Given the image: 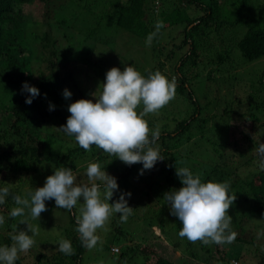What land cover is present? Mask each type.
<instances>
[{
  "label": "trees",
  "instance_id": "1",
  "mask_svg": "<svg viewBox=\"0 0 264 264\" xmlns=\"http://www.w3.org/2000/svg\"><path fill=\"white\" fill-rule=\"evenodd\" d=\"M160 1L163 5L162 9H159ZM38 2L44 3L46 9L42 20H37L32 13H25L26 6ZM158 21L163 22V29L183 27L181 44H174L177 49H187L173 71L174 77L179 82L175 84V92L185 101L188 99L194 104L195 109L194 113L180 120L175 119V127L164 124L154 147L161 145L163 150L159 151L165 159L158 161L148 170L149 175L155 170L158 177L164 175L168 170L164 169L163 162L169 161L170 170L163 176L165 185L154 189L157 192L160 190V196L163 197L166 192L181 188L183 186L181 181L175 183L173 176L176 175L175 166L178 167L179 158L185 159V157H179L177 153L172 154L171 147L178 149L182 141L184 143L191 140V144L199 148L196 152L197 156L203 159V163L197 160V164L203 169L202 180L227 181L230 185V193L236 195L228 213L232 216V229L236 233V239L231 244L235 245L237 251V245L240 246L238 254L234 258L230 257L226 247L231 244H204L199 240L192 242L186 237H180L178 233L182 224L177 217L170 214L169 207L163 208L161 211L163 216L159 218L157 216L155 220L158 221L162 234H165L176 247L181 248V253L185 256L184 262L187 261L188 264H201V262L242 264L245 254L261 257L259 264H264V244L257 241L256 236H251L255 225L259 224L256 228L258 231L259 227L263 226L261 223H264V170L259 167V156L253 155V157L251 154L254 140L249 131L241 132L244 138L241 141H229L231 139L227 138L229 135L225 137L220 135L223 138L216 139V133L219 131L222 134L224 127L237 128L238 125L226 121L224 124L215 123V120H219L217 117L202 116L203 106L192 87V81L197 77L198 72L190 70L192 67L197 69L202 64L203 67L209 64L207 59L203 58V54L205 55L203 50L206 49L209 52L214 50L213 64L221 65L218 69L227 66L233 47L247 62L264 59V1L262 0H0V86L4 88V91L0 92V108L6 109L8 113L5 119H0V175L20 177L23 185L28 177L32 180L45 173L49 176L56 168L73 162L76 164L78 160L92 156L93 154L79 146L74 136L69 137L65 134L62 135L67 142L64 151L56 152L48 149L47 141L52 135L51 130L49 131L50 125L56 124L58 129L59 125L66 124L67 117L71 115L68 105L82 98L90 99L87 86H82V80L78 75H85L92 82L95 78L97 81L100 79L102 83L108 71L106 64L119 63L113 59L117 56V51L113 53L115 44L112 37L103 38L106 34L118 35L121 32L131 37L145 39L149 33L155 31ZM54 31L60 32L61 36L53 37ZM76 33H81L82 38L73 41L72 37L74 38ZM211 35L217 38L214 45L208 39ZM62 40L67 41L68 52L75 46L74 50L77 52L75 58L79 57L80 48L89 42L94 44V49L101 53L102 58L86 63V69L92 70V74L76 72L73 68L70 70L64 67L68 52L62 48L64 45ZM74 42L77 45H74ZM18 55L21 60L17 58ZM34 60L39 61L40 65H35ZM28 66L31 68L28 69ZM149 73L152 71L142 75L147 76ZM169 80L172 78L169 77ZM24 82L40 89V95L34 98L30 105L25 103L26 97L30 94L21 91ZM258 82L251 86L245 99L237 97L236 101H232L224 110V116L226 115L228 120L233 116L235 120L251 122L250 130L253 129L254 134L258 133V127L264 125V71ZM55 88L58 90L56 91ZM65 88L73 93L70 99H65L62 95ZM9 89L16 90L17 95L14 99L9 96L8 101L4 95ZM54 94L55 100H53ZM245 102L249 104L247 112H239L238 108L242 109ZM50 103L55 105L52 111L49 110ZM212 121L213 125L207 126ZM157 122L148 120L149 126L153 127V124H156L153 130L156 129ZM196 131L201 134L200 137ZM56 134L53 133L54 136H58ZM259 145L260 143H257L256 148ZM238 146L242 147L240 148L242 151L236 158V151L232 150L237 149ZM253 161L255 163L252 166ZM142 167L141 163L129 166L123 162L116 168L119 169L115 176L119 187L139 199L126 197L132 208L140 205V199L144 204H148L156 193H150L152 186L148 190H143L133 183L135 175L140 173ZM187 167L191 169V164H187ZM198 167L193 166L194 170H191L196 173L200 170ZM242 167L248 168V174L239 173ZM110 172L112 173V170ZM11 193L17 194V192ZM133 201L138 203L132 205ZM65 211L69 215L70 224L74 225V230L71 232L67 230L70 234L66 237L72 242L73 254L65 255L60 252L51 257L42 253L36 257L37 264L41 262L42 264L51 262L82 264L87 248L82 245L77 232L78 214L75 207ZM148 219L146 223V220L143 221L145 225H154V222ZM143 226H139L142 231H144ZM147 228L148 231H152L150 226ZM152 235L156 236L155 233ZM136 237L140 238L139 235ZM10 240L7 239V242ZM121 240L125 241L124 238ZM111 250L115 251L112 247ZM139 250L147 254L144 262L151 255H157L152 249L140 248L139 245H126L119 254L120 259L124 262L133 261L140 264L136 262L140 261L137 258ZM231 259L240 262L232 263ZM17 263H20V258ZM155 264L176 263L160 257Z\"/></svg>",
  "mask_w": 264,
  "mask_h": 264
},
{
  "label": "rangeland",
  "instance_id": "2",
  "mask_svg": "<svg viewBox=\"0 0 264 264\" xmlns=\"http://www.w3.org/2000/svg\"><path fill=\"white\" fill-rule=\"evenodd\" d=\"M264 1V0H262ZM108 4V3H107ZM163 5L160 1L159 9H162ZM45 5L44 3H36L34 5L26 6L25 7V13L29 12L32 13L37 20H42L44 14H45ZM45 17V16H44ZM47 30V26L44 27ZM183 30L182 26H178L175 28H161L157 36L154 38L153 43L151 47L146 46V38L145 39H138L135 37H131L129 34L121 33L115 34L110 33L106 34L103 38L108 39L112 37V40L115 44L114 51H117V56H114L113 59L119 61V63H108L106 64V69L109 70L112 67L120 66L121 70L125 68V66L133 65L141 74L148 72V71H160L162 74H164L166 77H171L172 80L175 81V84L179 83L176 78L174 77V68L178 61L181 59L183 53L186 52V48L184 50L175 48V43L181 44L183 35L181 34ZM63 33V32H62ZM52 36L56 38V36L60 37V32L54 31L52 33ZM79 38H82L81 33H76L74 35V38L72 37L73 41H77ZM209 42L216 44L217 38L214 37V35H211L208 37ZM62 46L63 49L67 50L68 52V46L67 41L62 40ZM74 45H77L76 42H74ZM117 47V48H116ZM93 48V49H92ZM75 49V46H74ZM72 50L70 48V51L67 53V58L64 60V67L66 69H70L76 72H89L92 74V70H88L87 68V62L90 63L99 60V58H102L101 53H98L94 49V44L89 42L86 46L80 48L78 50L79 57L75 58L76 51ZM221 50V49H220ZM205 52V55L203 54V58L207 59V63H209L206 67H203V64L201 63L197 69L190 68V70H194L195 72H198L197 77L192 81V87L195 91L197 98L200 100L201 105L203 106V117H212L215 116L219 120H215V123L224 124L226 122H231L233 125H238L237 128L230 127V128H223L222 134L219 133V131L216 133V139L223 138L226 135H229L227 137L228 139L231 138L229 141H241L243 140L242 131H249V133L252 136V139L254 140V144L257 143H264V125H261V128H259L258 133L254 134L253 129L251 128V122L249 121H242V120H235L232 116V119L227 118V116H224V110L231 105L232 101H236L237 97L245 99L247 97L248 92L250 91V88L253 84L259 83L258 80H260L261 75L264 71V59L258 60L256 62H247L245 59L237 52L236 48H232L231 50V59L229 60L227 66H225L223 69H218L219 65L218 63L213 64L214 62V50L212 52H209L208 49L203 50ZM76 52V53H75ZM112 53V54H113ZM26 54H29L26 52ZM25 54V55H26ZM173 54V55H171ZM172 57V58H171ZM19 60H21V57L18 55L17 57ZM34 64L40 65V62L37 60H34ZM31 66H28V69H30ZM88 70V71H87ZM216 70H219L218 72ZM89 74V77H90ZM211 74V75H210ZM96 77V74H94ZM211 77V79H209ZM78 78L82 80V86H87L88 90V96L90 99L95 102V97L93 93H95L96 96H99V93L102 91L103 85L102 83L105 82V79L102 80V83L97 81L95 78V81H90L85 75H78ZM258 87L262 88L261 85H258ZM59 88V87H58ZM57 91L58 89L55 88ZM4 88L1 85L0 86V92H3ZM60 92V91H59ZM260 94L262 92H259ZM17 95V91L14 89H9L4 97L9 101V96L14 97ZM53 100L56 99V95H53ZM188 99L185 101L181 95L176 93L175 98L171 100L167 105H165L163 108H161L157 113H150L145 116V119L158 121L156 129L162 130L164 124H169L170 127L176 126V120L182 119V117H185L191 113H194L195 106L192 104ZM242 109H239V112L246 113L247 108L249 104L245 102L244 105H242ZM142 105L138 108V112L142 110ZM232 108V107H231ZM237 108V107H236ZM235 108V109H236ZM8 116V113L6 109L0 108V119H5ZM68 118V117H67ZM176 119V120H175ZM213 121L209 123L207 126H212ZM48 126V125H47ZM156 124H153V127L155 128ZM58 127V125H57ZM60 127V125H59ZM150 129H153V127L149 126ZM51 130L52 135L47 141L49 143L50 150H54L56 152L58 151H64L63 149L66 145V141L63 138V132L56 128V124H51L49 131ZM155 130V129H154ZM197 132V131H196ZM53 133H57L54 136ZM60 133V134H58ZM200 137V133L197 132ZM248 133V132H247ZM233 134V135H232ZM197 135V134H196ZM220 135H223V137H220ZM233 136V137H231ZM252 143V144H253ZM75 144V143H74ZM253 144V151L251 152L252 156L258 155L257 154V148ZM76 145V144H75ZM181 145L178 149L176 147H171L172 154L177 153L179 157H185L179 158L178 167H187V164H191V169L194 170L193 166H199L198 172L203 177L202 168L200 165L197 164V160H199L201 163H203V159L201 156H197L196 152H198L199 148L194 147L191 144V140L180 143ZM159 146V147H158ZM158 149L160 151L163 150L160 144H158ZM172 146H174V143H172ZM241 146L237 147V149H233L232 151H236L235 157L238 158L242 150ZM180 150V152L178 151ZM90 154H93L92 156L88 157L87 159H82L81 161H77L75 164L74 162L65 165V167H71L74 171H76L78 175V182L79 183H92V181H89L87 175H86V169L90 162H97L100 164V166L105 169L109 174L116 176L117 170L119 166L123 164V162L116 158L114 155H110L104 150L92 146L91 150L89 151ZM113 156V157H112ZM253 156V157H254ZM171 157V156H169ZM169 161H164L163 166H165L164 169L168 170L166 173L169 172L168 167ZM255 162L253 161L251 164L253 166ZM203 165V164H201ZM246 167V166H245ZM242 167L239 170V173L248 174V168ZM114 168V169H113ZM190 169V170H191ZM112 170V173L110 172ZM46 171V170H45ZM165 173V174H166ZM203 173V172H202ZM164 174V175H165ZM162 175L161 177L157 176V171H149L145 170V173L143 175H140V173L136 174L133 183H136L138 188H141L143 190H148L151 186L150 193L156 192L152 197V201H149V203L146 205L143 203V201L140 199V205L138 204L137 207H133V214L129 217L127 222L121 223L119 220V214H114L111 218L109 223L107 224L106 228L107 230H98L99 235L101 236V242L97 245L96 248L89 250L87 249L84 254V259L82 261V264H136L133 261L130 262H124L120 259V253L124 248H126V245H139L140 248L144 249H152L157 252V255H151L149 259L144 262L146 259V255L142 251H138L139 254L137 258L140 261H136L140 264H155L157 259L162 257L166 258L168 260L173 261L176 264H188V262H184L185 256L182 255V251L180 247H176L170 239L167 238L165 234H162L160 225L158 224V221L155 220V218H158L163 216L162 210L163 208H168L167 202L163 197H161V191L158 192L154 189L157 186L165 185V178ZM5 176V177H4ZM47 174H42L36 177L35 179H30L28 177L26 179V183L22 185L20 181V177H15L12 175H0V186H8L10 188V192H17V194L21 196H27V193L29 191H34L36 188L44 186L45 180H46ZM173 178L176 180L175 183H180V179L177 175L173 176ZM161 183V184H160ZM168 184V183H166ZM122 191H125L124 188ZM175 190H178L175 188ZM119 196V193H116V195L113 197L112 200L109 202L112 203L115 199H117ZM11 196H9L6 199V202L3 205H0V215H4L6 217V223L3 226H0V245H9L13 244L14 242L11 239V236L14 234H17L19 230L28 231L29 234L31 232L28 229V225H31L35 230L36 233L34 235L35 244L34 246L28 250L27 252H21L19 253L20 263L19 264H37L36 257L39 254H47L51 257L60 254V251L58 249V242L60 239H66L67 234L69 236V232L74 230V225L70 224V218L65 211V209L58 208L55 204L54 199L46 201L47 205V211H44L41 213L40 218H33L30 214V211L26 209V213L24 216L21 217H11L10 211L13 207H16L15 202L10 199ZM132 197V196H131ZM136 195L132 197L133 200H139L137 199ZM137 204L138 202L133 201V204ZM82 207V203H78L76 208V212L78 216L81 215L80 208ZM139 207V208H138ZM135 208H138V210H135ZM152 216V217H151ZM147 218H150L151 222H154V225H145L146 222L149 221ZM21 220H25L26 222L20 223ZM146 220V221H145ZM145 221V223L143 222ZM156 221V222H155ZM249 221V220H248ZM10 222V223H9ZM139 222V224H138ZM144 224L143 226L141 224ZM247 222V221H246ZM138 224V225H137ZM141 224V225H140ZM263 226L258 231L256 230L257 226L259 224L255 225V228L253 229V232L251 233V236H256L257 241H260L264 244V235H261V232H264V223H261ZM144 227V231L141 230V227ZM147 226L152 228V231H148ZM67 228V229H66ZM67 230L69 232H67ZM153 233L156 234V236L152 235ZM139 235V239H137L136 236ZM261 236V238H260ZM117 240L114 241L113 240ZM133 237V238H132ZM11 239L9 242H7V239ZM121 238H124L125 241H122ZM231 244V243H230ZM111 247L114 248L115 251L111 250ZM237 249L239 251V245H237ZM227 250L230 254V257H236L238 254V251L236 250V247L234 244L228 245ZM119 250V251H118ZM117 251V252H116ZM117 254H115V253ZM232 258V259H233ZM231 259V260H232ZM186 260H188L186 258ZM149 262V263H148ZM194 262V259L192 260ZM233 262H240L233 261ZM261 262V257L256 258L253 255H247L245 254L242 259V264H259ZM15 264H18L17 261ZM42 264V262L40 263ZM48 264H54L53 262ZM201 264H206L205 262H201Z\"/></svg>",
  "mask_w": 264,
  "mask_h": 264
},
{
  "label": "clouds",
  "instance_id": "3",
  "mask_svg": "<svg viewBox=\"0 0 264 264\" xmlns=\"http://www.w3.org/2000/svg\"><path fill=\"white\" fill-rule=\"evenodd\" d=\"M163 27L158 21L155 31L148 34L146 46L151 47L154 38ZM99 96L93 93L92 99H79L68 105L70 116L66 124L58 129L65 135L75 137L76 142L86 151L96 146L110 155H114L127 165L141 163L140 175L152 169L158 161L165 158L158 147H154L160 137L159 129H150L145 116L157 113L175 98L176 85L160 71L142 75L133 65L112 67L106 72ZM22 93H29L25 103L32 104L40 95V89L28 82L22 84ZM65 99L73 93L65 88ZM142 110L138 112L140 106ZM55 109L49 104V110ZM259 167L264 170V143L257 148ZM176 175L182 183L178 190L164 194L170 214L182 224L178 233L189 241L197 240L204 244H230L236 239L232 229V216L228 209L236 199L230 193L227 181H203L199 173L188 167H176ZM86 175L92 183H79L78 175L71 167L56 168L46 177L44 186L29 191L27 196L12 194L8 186H0V205L11 196L16 207L10 211L11 217H21L30 211L33 218H40L47 211L46 201L53 200L58 208L71 210L82 203L81 215L77 217V232L84 247L92 250L101 242L98 230H107L106 226L114 214H119L121 223L127 222L133 214L128 199L131 192L122 191L117 178L103 169L99 163L90 162ZM119 193L112 203L109 201ZM26 222L21 220L20 223ZM6 223V217L0 215V226ZM28 231L19 230L11 236L14 242L0 245V264H15L19 253L27 252L34 244L36 230L28 225ZM264 235V232L260 233ZM58 249L65 255H72L74 249L68 239H60Z\"/></svg>",
  "mask_w": 264,
  "mask_h": 264
}]
</instances>
